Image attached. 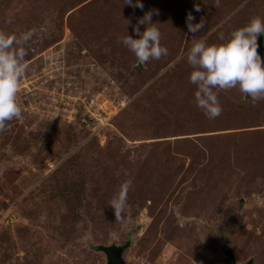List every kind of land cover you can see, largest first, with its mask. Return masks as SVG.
Listing matches in <instances>:
<instances>
[{"label":"rangeland","instance_id":"1","mask_svg":"<svg viewBox=\"0 0 264 264\" xmlns=\"http://www.w3.org/2000/svg\"><path fill=\"white\" fill-rule=\"evenodd\" d=\"M140 4L0 0V30L34 29L20 114L0 127V212L14 217L0 226V264H106L93 246L127 240L124 264H224L225 241L237 264H264V99L220 89L208 119L186 62L194 41L264 19V0ZM145 12L168 51L139 66L121 38H137ZM188 13L203 18L197 33Z\"/></svg>","mask_w":264,"mask_h":264},{"label":"clouds","instance_id":"2","mask_svg":"<svg viewBox=\"0 0 264 264\" xmlns=\"http://www.w3.org/2000/svg\"><path fill=\"white\" fill-rule=\"evenodd\" d=\"M132 0H126L131 3ZM136 6L142 7L140 0ZM198 11L199 8L196 7ZM151 12H145L138 20L144 24V30L133 27L137 38L125 35L121 38L123 45L131 51L138 65L149 59H159L167 55V48L160 43V31L156 23L151 22ZM191 13L186 15V26L189 32L197 33L204 24L203 18L197 23ZM34 29L17 35L0 30V127L4 122L19 116L21 108L17 100L20 79L27 67L24 60L28 41ZM258 36H264V19L252 17L249 22L233 30L228 39L220 43H207L203 38L192 43L186 54V62L192 67L189 82L196 85L194 98L196 106L208 119L220 115L222 111L218 100V90L237 88L246 98L255 103L264 99V65L257 52ZM131 184L125 180L114 192L109 201L118 217L127 207V191Z\"/></svg>","mask_w":264,"mask_h":264},{"label":"water","instance_id":"3","mask_svg":"<svg viewBox=\"0 0 264 264\" xmlns=\"http://www.w3.org/2000/svg\"><path fill=\"white\" fill-rule=\"evenodd\" d=\"M257 44H258L257 52L261 56L262 65H264V47L262 44L261 37L257 38ZM224 244H225L224 247H228L227 241H225ZM122 251H123L122 247H114V248L110 249L109 260L106 264H124V261H123L122 256H121ZM233 264H237V263L234 262ZM250 264H252V263H250Z\"/></svg>","mask_w":264,"mask_h":264},{"label":"trees","instance_id":"4","mask_svg":"<svg viewBox=\"0 0 264 264\" xmlns=\"http://www.w3.org/2000/svg\"><path fill=\"white\" fill-rule=\"evenodd\" d=\"M0 226H3V224H0ZM127 244H128V240L122 246H115V245H109V246H93V248L96 251H101V252L104 253V255L106 257V263H107L108 260H109V251H110V249H112L114 247H122V248H124ZM222 252H223V261H224V264H233L235 262L234 257H233V252H232V249L230 247H224L222 249ZM250 263H252V261L249 259V260L245 261L242 264H250Z\"/></svg>","mask_w":264,"mask_h":264},{"label":"built area","instance_id":"5","mask_svg":"<svg viewBox=\"0 0 264 264\" xmlns=\"http://www.w3.org/2000/svg\"><path fill=\"white\" fill-rule=\"evenodd\" d=\"M12 214H9L7 213L3 218L1 216V212H0V224H3L5 225L6 223L8 224L9 222L11 223L12 222V217L13 215L11 216ZM14 218V217H13Z\"/></svg>","mask_w":264,"mask_h":264}]
</instances>
